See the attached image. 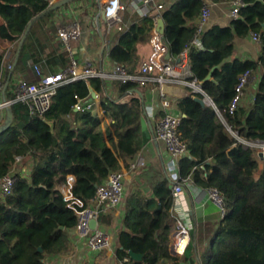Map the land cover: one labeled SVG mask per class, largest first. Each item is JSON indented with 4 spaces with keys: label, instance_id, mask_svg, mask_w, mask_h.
I'll use <instances>...</instances> for the list:
<instances>
[{
    "label": "trees",
    "instance_id": "obj_1",
    "mask_svg": "<svg viewBox=\"0 0 264 264\" xmlns=\"http://www.w3.org/2000/svg\"><path fill=\"white\" fill-rule=\"evenodd\" d=\"M52 1L0 0V41L15 46L11 62L16 66L12 71L5 64V49L0 45V80L4 86L8 83V98H14L18 72L37 82L34 65L45 74H56L71 64L69 52L56 39L50 22L54 12L43 15ZM241 1L237 20L228 27L204 31L202 48L192 47L188 52L192 79L202 83L213 105H201L193 93L177 103L185 115L179 130L189 150L179 163L180 183L190 181L200 188L217 190L226 211L214 235L212 254L201 264H264V167L260 169L256 149L245 147L229 132L230 128L245 140L264 141V0ZM202 7L203 0H180L174 9L159 14L165 22L163 40L172 58L179 61L197 36ZM30 23L33 25L16 62L17 47ZM155 25L154 17H146L126 31L117 29L112 35L110 59L136 72L139 47L150 40ZM251 33L260 34L259 60L233 59L235 38ZM246 72H262L253 111L239 107L230 114L236 87ZM210 74L212 79L207 80ZM114 87L119 99L108 94V84L101 78L64 85L44 116L32 113L21 102L11 106L13 122L0 135V177L14 170L19 157L31 170L30 175L19 176L11 194L0 196V264H46L47 256L68 250L77 213L57 189L68 176L75 178L73 196L88 206L112 172L137 163L144 148L146 101L141 97L121 101L134 94L137 85L116 83ZM92 91L101 96L102 109L114 122L107 137L96 115L74 110L79 101L91 98ZM194 95L203 98L202 94ZM5 119L0 116V126ZM143 179L151 182L153 196L140 192L131 196L125 229L118 237L119 264L174 261L169 252L173 182L156 171ZM101 221L110 223L102 215ZM129 251L142 254V261L132 260Z\"/></svg>",
    "mask_w": 264,
    "mask_h": 264
},
{
    "label": "crops",
    "instance_id": "obj_2",
    "mask_svg": "<svg viewBox=\"0 0 264 264\" xmlns=\"http://www.w3.org/2000/svg\"><path fill=\"white\" fill-rule=\"evenodd\" d=\"M60 1L62 0H53L52 4ZM106 1L107 0H102L103 3ZM179 1L180 0H136L134 5L131 6L130 0H122L123 4L126 5V9L122 12V23L124 25L120 24V27L122 28L121 30L119 29V26L110 29L107 21H102V19L100 26L98 25L100 13L98 0H70L57 11H54L50 22L56 35L59 28L74 23L78 24L83 31V36L79 41L74 42L72 46L76 60L81 65L91 63L97 69L111 72L116 64L110 59L109 51L114 44L112 35L116 30L126 31L131 24L135 23V21H141L146 17H154L158 23V20L162 19L159 17V14L164 10L174 9ZM232 8L233 2H214V5H212L211 8L209 21L205 26L204 31L210 30L215 26H230L233 22L231 16ZM57 37L56 39L58 40ZM150 40L139 47L138 69L148 60L152 53ZM0 45L5 49V64L9 65L11 63L12 53L15 50V46L2 41H0ZM261 55L262 47L260 43H256L252 40L251 35L245 38H235L233 59L241 61H257ZM182 62L184 64V70L190 68L188 53L183 57ZM15 77L27 80L26 75L20 72H18ZM261 79L262 72L253 75L246 88L245 96L243 97L240 107H247L250 111L253 109ZM114 85L109 89L108 94L115 99H119L121 96L115 89ZM164 89H167L168 93L165 94L171 101V109L169 112L184 117L185 115L178 110L177 103L193 93V89L186 84L174 83L164 85L163 87L159 85H149L140 90L142 95L135 92V95L131 94L129 96L132 98L141 97L146 101V114L142 120L144 148L137 161V163L143 161L145 166L141 170H130L123 166L122 171L125 174L126 185V195L123 202L119 207L113 208L103 206L99 210L100 220L98 219V226L109 234L111 240L109 247L100 252L93 251L85 241L76 236L73 230L69 236L68 250L64 253L47 256L45 259L46 264H119L116 255L118 237L120 232L125 229L123 222L131 196L136 192H140L146 197L153 196L151 182L143 179V176L151 171L162 173L170 178L166 168V160L168 157L166 146L155 138V130L158 120L167 112L161 105V91ZM96 94L97 96L94 100V115L102 120V131L104 136L107 137L108 133L113 131L114 122L108 118L102 109L101 96L98 93ZM193 97L195 99L197 96L193 93ZM151 108L153 109L152 112L156 119H152L149 115ZM263 167V162H260V169L262 170ZM128 183H133L132 188L134 187L137 190L128 193ZM182 186L184 193L179 199H176L173 191L174 204L171 208L169 244L171 242L172 230L176 224V220L172 215L175 214L180 216V210L178 209L181 207L189 209V222L193 227L191 241L183 256L175 257L171 255L174 261L165 262L163 264L203 263L204 258L212 254L214 235L222 221L220 208L210 199L208 190L200 188L190 181H186ZM57 189L63 194L62 191L66 188L64 187V184H61ZM101 215L103 219H110V223L101 221Z\"/></svg>",
    "mask_w": 264,
    "mask_h": 264
},
{
    "label": "built area",
    "instance_id": "obj_3",
    "mask_svg": "<svg viewBox=\"0 0 264 264\" xmlns=\"http://www.w3.org/2000/svg\"><path fill=\"white\" fill-rule=\"evenodd\" d=\"M130 2L131 6H133L136 0H130ZM212 5H214L213 0H203L202 11L197 20V36L192 41L190 47L184 51L179 61L172 57L168 58V48L163 40V35L158 30V23L156 22L150 40L152 53L148 60L136 72H132L129 68L117 64L111 72L97 69L91 63L81 65L74 56L72 46L74 42L82 38V29L76 23L59 28L57 36L62 42L64 49L69 52L71 59L70 66L56 74H45L38 65H34L33 68L38 77V81L30 82L26 79L15 77L14 89L12 90L14 98H8L6 95V86L0 80V116L5 117L7 110L17 102L28 105L32 113L44 116L52 108L60 87L82 80L89 82L95 78H101L107 82V91L116 83L137 85L139 90L149 85L163 87L167 84L183 83L190 86L194 94L206 96L202 88V83L192 79L190 68L184 70L182 61L190 48H202L201 35L209 21ZM241 6V0L233 2L231 13L233 20L239 18ZM125 9L126 5L123 4L122 0H107L104 3L102 2L100 6V12L102 11L104 13L105 20L110 29L116 26H119L120 30L122 29L120 24H122V12ZM251 37L254 42L260 43V34L251 33ZM12 67L13 64L11 62L9 68L12 69ZM252 77L253 75L250 72H246L240 78L239 84L236 87V95L229 107L230 114H234L240 107L245 96L246 88ZM161 98V105L167 112L158 120L155 138L157 141L163 142L166 146L168 153L166 168L170 180L173 182L175 197L179 199L184 193L183 186L180 183L179 163L189 155L187 143L182 138L179 130L183 116L169 112L171 109V101L163 91H161ZM207 98L209 104L213 105L209 97ZM125 99L126 97L122 98L121 101ZM74 110L76 112L88 111L94 114L95 103L89 100L79 101L75 104ZM152 110L151 108L149 115L152 119H156ZM229 132L233 137L242 142L245 147L256 149L258 157L259 153H262L264 157V141L245 140L230 128ZM22 160L23 158H17V165L14 170L10 174L0 177V196H7L13 192L19 176L25 177L30 175V166L19 167ZM259 161L264 162L260 157ZM144 166V162L139 161L131 165L130 170H141ZM74 183V177L71 175L68 176L67 181L64 183L66 189L62 191L65 199L69 201V206L77 213V224L74 233L79 239L85 241L93 251L100 252L107 249L111 240L109 234L98 226L99 210L103 206L116 208L123 202L126 195L125 174L123 171L112 172L108 179L97 188L96 195L88 206H85L82 200L73 196L72 187ZM208 192L210 199L219 206L221 218L223 219L226 211L222 195L215 189L208 190ZM178 210H180V216L172 215L176 220V224L172 230L171 242L169 244V252L175 257H181L186 253L191 241L193 229L189 222V209L181 207ZM93 220L97 221V227L95 229L91 227ZM128 260L129 258H125V261Z\"/></svg>",
    "mask_w": 264,
    "mask_h": 264
},
{
    "label": "water",
    "instance_id": "obj_4",
    "mask_svg": "<svg viewBox=\"0 0 264 264\" xmlns=\"http://www.w3.org/2000/svg\"><path fill=\"white\" fill-rule=\"evenodd\" d=\"M69 1H70V0H62V1L58 2V3H53V4L51 5V7H50L46 12L43 13V15H45V14H47V13H49V12L57 11L59 8H61V7L64 6L65 4H67ZM98 4H99V6H101V4H102V0H98ZM101 19H105V17H104V13H103L102 11L99 13V18H98V25H99V26H100V24H101ZM32 25H33V23H30V24H29V27H28L26 33L23 35V37H22V39H21V42L19 43V45H18V47H17V52H16V62H17V59H18V57H19V55H20V52H21L22 46H23V44H24V42H25V40H26V38H27V36H28V33H29V31H30ZM158 30L160 31V33H161L162 35L165 33V22H164L163 19H159V20H158ZM103 51H104V50H103ZM167 56H168V58L171 57L170 54H168ZM15 66H16V63L13 64L12 71H13V69L15 68ZM211 79H212V74H210V75L208 76L207 80H211ZM7 85H8V83H7ZM7 85H6L5 88H7ZM135 92H137L138 94L142 95V92H141L139 89H136ZM163 92H164V93H168L167 89H164ZM96 96H97L96 92H95V91H92V93H91V98L89 99V101H90V102H93V101L96 99ZM131 99H132V97H128V98H126L123 102H124V103H128V102L131 101ZM195 100H196L197 102H199V103H200L201 105H203V106L210 105L209 102H208V98H207L206 96H203V98L195 97ZM184 117H185V116H184ZM12 122H13V113H12L11 108H9V109L7 110V112H6V119H5V123H4V125H1V126H0V135L3 134V133L7 130V128L12 124ZM48 123H49V125L51 126V128L54 129V124L51 123V122H48ZM259 157H260L262 160H264V157H263V154H262V153H259ZM91 227H92L93 229H95V228L97 227V221H96V220H93V221L91 222ZM40 251L43 252V249L40 248ZM129 256H130V258H131L132 260H134V261H142V259H143V255H142V254H138V253H135V252H133V251H129Z\"/></svg>",
    "mask_w": 264,
    "mask_h": 264
},
{
    "label": "rangeland",
    "instance_id": "obj_5",
    "mask_svg": "<svg viewBox=\"0 0 264 264\" xmlns=\"http://www.w3.org/2000/svg\"><path fill=\"white\" fill-rule=\"evenodd\" d=\"M105 19H102V21H104ZM163 143V142H162ZM27 167L28 166V164H26L25 163V160H22V162H21V164L19 165V167ZM132 186H133V183L132 184H130V183H128L127 184V192L128 193H130V192H132V191H134V190H137V189H135L134 187L132 188Z\"/></svg>",
    "mask_w": 264,
    "mask_h": 264
}]
</instances>
